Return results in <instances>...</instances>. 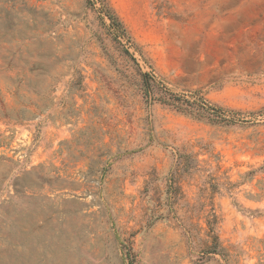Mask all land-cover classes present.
<instances>
[{
	"label": "rangeland",
	"instance_id": "374dc122",
	"mask_svg": "<svg viewBox=\"0 0 264 264\" xmlns=\"http://www.w3.org/2000/svg\"><path fill=\"white\" fill-rule=\"evenodd\" d=\"M0 264H264V0H0Z\"/></svg>",
	"mask_w": 264,
	"mask_h": 264
},
{
	"label": "trees",
	"instance_id": "16d2710c",
	"mask_svg": "<svg viewBox=\"0 0 264 264\" xmlns=\"http://www.w3.org/2000/svg\"><path fill=\"white\" fill-rule=\"evenodd\" d=\"M118 25L120 26V23L117 22ZM167 94H165V96H163V98L161 99V101L165 104H168V105H172V106H175L177 108H180V103L182 102H186L184 99H181L180 97L176 96V95H173L172 93H169V92H166ZM199 109L201 110H206L204 107H202L201 105H198ZM208 110V109H207ZM211 111H208V113H210ZM212 250H220V249H217L216 245H214L212 248Z\"/></svg>",
	"mask_w": 264,
	"mask_h": 264
}]
</instances>
